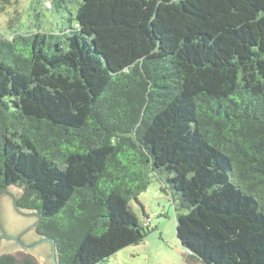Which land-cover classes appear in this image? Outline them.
I'll return each instance as SVG.
<instances>
[{
    "label": "trees",
    "instance_id": "trees-1",
    "mask_svg": "<svg viewBox=\"0 0 264 264\" xmlns=\"http://www.w3.org/2000/svg\"><path fill=\"white\" fill-rule=\"evenodd\" d=\"M67 3L0 29V195L23 190L59 264H98L151 232L132 202L157 176L193 256L264 264V0Z\"/></svg>",
    "mask_w": 264,
    "mask_h": 264
},
{
    "label": "rangeland",
    "instance_id": "rangeland-1",
    "mask_svg": "<svg viewBox=\"0 0 264 264\" xmlns=\"http://www.w3.org/2000/svg\"><path fill=\"white\" fill-rule=\"evenodd\" d=\"M30 1L31 0H19L16 7L21 12L20 17L15 14L16 7H13L14 9H8L9 11L11 10V12L7 10L8 13L0 9V29L6 36H8L11 31L25 30L29 27L33 28L37 23H39L43 30L52 29L57 23L62 26L69 24L65 18H62L68 14L61 8L53 9L54 12L56 10L59 11L56 12L57 14L55 13L56 17H58L57 19L55 15L54 17L52 16L53 11L51 12L50 10L52 6L51 0H45L44 2L45 9L43 18L36 19L35 16L30 17V15L27 14L28 11H31L29 10L31 6ZM79 1L80 0H78V2ZM66 5L71 11H76V0H68ZM162 177L166 182L167 173L162 172ZM20 196L16 199L15 205L18 208L26 209L20 207L17 203ZM139 201L144 205L145 212H143L140 202L137 201L132 202L133 209L142 220H147L149 217L150 227L152 228L151 232L146 236L143 242L129 245L98 264H184L187 257L193 258L202 264H206L198 257L193 256L192 253L182 245L178 238L176 217V208L178 206L173 202L170 196L161 190V180L157 176L152 177V182L148 189L139 196ZM35 211L39 217L37 210ZM34 231L39 235L37 224ZM3 254L14 255L13 253ZM26 256L30 255H25L21 258Z\"/></svg>",
    "mask_w": 264,
    "mask_h": 264
},
{
    "label": "water",
    "instance_id": "water-1",
    "mask_svg": "<svg viewBox=\"0 0 264 264\" xmlns=\"http://www.w3.org/2000/svg\"><path fill=\"white\" fill-rule=\"evenodd\" d=\"M22 192L21 188L11 186L8 192L0 195V235L10 236L0 239V255L13 253L17 258L30 255L37 264H53L52 248L48 241L52 242L54 247L55 243L51 239L44 237L39 243L32 245L39 237L34 231L39 217L35 210L21 209L15 205ZM14 237H19L24 245L17 244ZM184 264L202 263L187 257Z\"/></svg>",
    "mask_w": 264,
    "mask_h": 264
},
{
    "label": "flooded vegetation",
    "instance_id": "flooded-vegetation-1",
    "mask_svg": "<svg viewBox=\"0 0 264 264\" xmlns=\"http://www.w3.org/2000/svg\"><path fill=\"white\" fill-rule=\"evenodd\" d=\"M4 237H10L9 235H0V239H2V238H4ZM13 237V236H12ZM15 238V240L17 241V244H19V245H24L23 244V242L20 240V238L19 237H14ZM44 237L41 235V234H39V237H38V239L35 241V242H33L32 243V245H35V244H37V243H39L42 239H43ZM50 244H51V259H52V263L53 264H59L58 263V260H57V256H56V247H54L53 246V243L52 242H50V241H48ZM31 245V246H32ZM2 255V254H1ZM0 255V256H1Z\"/></svg>",
    "mask_w": 264,
    "mask_h": 264
}]
</instances>
